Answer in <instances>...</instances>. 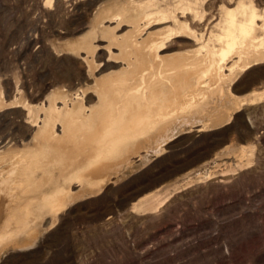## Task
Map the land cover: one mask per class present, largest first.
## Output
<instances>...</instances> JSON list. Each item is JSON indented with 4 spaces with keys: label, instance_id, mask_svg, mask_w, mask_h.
<instances>
[{
    "label": "rangeland",
    "instance_id": "obj_1",
    "mask_svg": "<svg viewBox=\"0 0 264 264\" xmlns=\"http://www.w3.org/2000/svg\"><path fill=\"white\" fill-rule=\"evenodd\" d=\"M181 1L0 0V233L18 228L32 197L62 190L67 203L57 213L42 210L1 243L0 264H264V99L251 101L264 94V57L248 55L240 66L250 68L213 85L199 107L92 168L65 158L52 176L28 173L43 165L32 151L42 106L67 98L89 111L128 59L139 73L170 76L202 44L220 49L225 10L246 2L264 16V0H190L191 13ZM142 10L149 16L138 30L127 15ZM149 34L153 67L121 52L128 39ZM103 166L111 168L91 178ZM76 170L80 181H66ZM146 201L149 208L139 209Z\"/></svg>",
    "mask_w": 264,
    "mask_h": 264
},
{
    "label": "bare ground",
    "instance_id": "obj_2",
    "mask_svg": "<svg viewBox=\"0 0 264 264\" xmlns=\"http://www.w3.org/2000/svg\"><path fill=\"white\" fill-rule=\"evenodd\" d=\"M181 2V10L190 13L194 11L192 1L182 0ZM157 10L159 13H167L165 9L161 11L159 7ZM148 16L149 11L142 10L127 15V19L135 29H138L142 24L141 21L147 19ZM176 18L173 16L172 19L176 20ZM260 21L261 25L258 24ZM219 27L221 32L219 30L220 33L217 38L222 45L220 49L216 50L209 45L202 44L196 52L191 53L177 66L175 65L176 69H174L177 72H171L170 76L159 68L157 72L150 73L145 70L147 74L145 72V74L139 73L136 67L135 70L132 67L133 60L131 62V59H128L127 68L119 78L111 80L110 87L102 90L98 105L91 110L87 111L83 102H72L73 100L70 102L67 98L58 102L61 106H58L56 102L47 107L42 106V116H40L41 114L38 115L34 122V127H38V129L33 136L34 148L32 151L43 165L29 168L28 173L34 175L36 170L42 169L52 176L54 172L59 170V163L65 158H70L72 162L85 163L82 165L92 168L93 165L100 163L103 158L116 153L123 144L147 135L158 125L167 122L168 117L178 113H190L199 107L209 98L210 92L215 91L212 90L215 89V86L212 89L211 87L213 85L218 86L221 82L235 75L237 69L241 67L240 63L248 55L253 53L255 57H264L262 51L264 38L263 35L257 34L259 30L264 33V16L259 14L254 4L241 2L235 10H225V17ZM178 28L180 33H191L188 26L179 25ZM152 36L149 34L146 39L141 41V37L128 39L121 46V52H124L128 58L130 55L140 54L142 65L149 64L150 67H153L155 64L152 60L151 49L156 43ZM85 44L84 41V47ZM234 55H238V61L228 70H225V63ZM137 57L135 59L139 61ZM241 68L246 71L250 66L246 65ZM225 71L229 74H226ZM174 74H179L180 78L184 79H179L174 83ZM127 75L132 77H127ZM134 75L136 76L133 77ZM147 75H149L150 81L147 80ZM114 94L117 97H114ZM262 99H264V94L256 95L251 101L255 102ZM241 104L245 105L246 101H242ZM28 114H31V110ZM59 123L63 124V129L58 133L55 131V126H60ZM67 143L69 146L65 147ZM88 145H91V151L87 150ZM83 156L86 158L79 161L78 158ZM80 167L82 166L80 165ZM110 168L103 166L95 170L92 169L91 178L106 173ZM76 172L77 170L65 180L68 182L80 181L82 176L81 178L78 177L79 173L77 175ZM148 202L150 201L138 205L139 209L147 210L149 208ZM66 205L62 190H56L51 195L42 194L41 197H32L24 208L27 213L26 217L23 216L25 219L18 221L16 218L18 228L11 230V228L6 227L7 230L0 233V246L1 243L12 241V237L17 234L19 236V233L23 234L22 232L28 230L34 218H38L42 210L47 209L52 213H57Z\"/></svg>",
    "mask_w": 264,
    "mask_h": 264
}]
</instances>
